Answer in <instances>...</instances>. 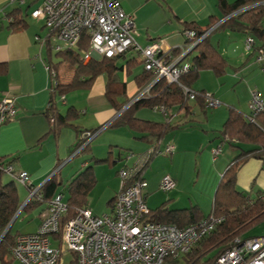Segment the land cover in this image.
Listing matches in <instances>:
<instances>
[{"label":"crops","instance_id":"1","mask_svg":"<svg viewBox=\"0 0 264 264\" xmlns=\"http://www.w3.org/2000/svg\"><path fill=\"white\" fill-rule=\"evenodd\" d=\"M42 1L39 6H33L39 0H0V17L5 15L8 17L0 21V96L5 94L14 96L18 107L17 116L0 126V185L15 182L19 198L22 199L19 208L21 212L18 215L20 216L23 207L27 204L29 189L16 180L13 174L4 171L5 166H12L14 174L20 171L29 173L32 184L36 186H43L54 175L67 185L66 183L78 176L80 172L92 166L96 173L97 184L89 194L92 196V191L101 182L100 178L106 177L105 181L109 184L101 191H103V197L105 192L108 193L107 206L112 207V212L113 202L121 188L119 172L123 167L137 163L139 157L148 154L156 144L146 133L135 131L128 125L109 127V124L124 112H122L124 108L118 110L106 95V75L98 76L89 88L75 89L85 93H75L72 95L73 99H69L66 94L63 99L59 97V92L52 91L53 79L48 69L47 47L49 44L52 49L54 45L51 42L53 33H42L40 29L47 26L43 20L33 18L31 14L34 9L43 5L44 0ZM118 1L126 13L134 15L137 22L136 39L139 45L146 47L152 42L159 43L162 45L163 52L169 55L176 49L182 51L181 49L188 44L185 37L186 23H194L200 29L215 23L209 29V41L227 59L228 66L221 77L216 76L210 69L201 71L199 79L190 88L195 91L211 92L223 103L218 108H212L213 113L210 117L207 115V110L210 108L197 99H189L192 110L188 117L184 116L185 110L178 109L177 106L170 111L167 110V113L163 112L167 119L172 120V123L184 122L186 118L189 121L170 132L173 133L172 136H165L159 146L166 147L167 143L174 146L171 164L175 168L173 171L162 169L160 166L162 159L153 161L155 158L153 156L142 172V177L148 181L144 194L151 211L162 205L175 210L196 205L202 213L210 216L215 205L214 191L217 192L220 183L226 179L225 174L239 153L235 150L238 146L245 149L250 147L240 143H236V146L229 143L222 145L220 131L229 118L231 108L245 114L251 113L252 91H259L264 99V70L254 63L252 57L257 52L256 47L262 46V42L255 39L257 43L256 49L252 51L253 54L242 50L243 41L246 43V38L251 35L245 31L224 29L219 26L226 19L220 0ZM225 1L228 4L226 9L229 11L238 0ZM29 12L33 22L29 21L27 16ZM15 15L23 17L27 24L26 28L19 29L11 26ZM38 36L47 38L46 44L37 41ZM261 48L264 50V46ZM54 51L52 49V52ZM197 52V50L188 52L182 61L192 63ZM182 61L180 64L183 63ZM258 61L260 64L264 63V60L258 59ZM119 65L123 66L120 79L127 83L126 92L129 99H132L139 91L136 76L146 72L144 58L138 51L129 50L119 60ZM208 71L211 73L209 72L208 75L205 73L203 77H206L207 81H203L201 76ZM71 80H67V83ZM240 92L243 95H240ZM79 94L84 98L81 99ZM69 102H71L70 106L61 109L60 104H69ZM224 103H228L226 107H223ZM70 108L73 110L69 112ZM196 109L204 113L205 122L197 121L199 113ZM81 113L87 115L83 120L80 118ZM68 114L70 116L66 120L63 119ZM88 115L94 117L95 123H87ZM135 116L144 119L137 113ZM78 118L80 123L77 121ZM96 126L101 127L97 129ZM102 128L107 129V132L98 137L94 143L98 151L93 150L91 141L86 151L78 152L80 147H77V143L82 136L79 131L89 132L96 129L100 131ZM225 145H229L231 151L226 150ZM219 146L222 147L223 153L216 155L213 150ZM91 151H94V155L90 159H77L80 154ZM194 155H196V162L199 160L200 164L198 166L195 163V168L191 170ZM182 160L185 161L182 162ZM245 162L238 169L235 187L251 195L247 190L250 189L251 180L255 182L253 189L257 187V181L264 171V160L251 156ZM56 170L58 172L54 174ZM167 174L176 180L177 186L172 191L164 192L160 185ZM5 176L8 177L7 180ZM193 184L201 188L199 194L188 189ZM260 184L259 187L263 188L264 175ZM65 185L62 186L64 189L60 188L59 191H66ZM25 192L27 199L23 201L22 194ZM256 194L264 200V193L260 188ZM90 196L88 205L85 207L100 215L89 206ZM34 211L39 219L41 217L39 210Z\"/></svg>","mask_w":264,"mask_h":264},{"label":"built area","instance_id":"2","mask_svg":"<svg viewBox=\"0 0 264 264\" xmlns=\"http://www.w3.org/2000/svg\"><path fill=\"white\" fill-rule=\"evenodd\" d=\"M15 1V0H10ZM250 8L242 7L235 14ZM33 18L41 19L58 38L60 43L52 45L57 52L75 47L84 36L90 35V50L85 54V62L119 56L129 50H136L144 58V69L153 72V82L138 92L131 103L150 97L151 87L163 78L169 83L180 82L184 72L192 66L182 61L195 46L208 35L196 30L186 29L188 44L178 56L172 57L162 50L159 43H150L146 47L139 45L136 36L137 22L134 15L126 13L118 0H44L41 7L31 13ZM8 19L6 15L0 17ZM46 44L47 38L36 37ZM246 47L254 51L256 40L246 38ZM259 60H264V50ZM181 61L183 62L182 64ZM52 74L53 88L59 87V73L48 64ZM190 100L204 95L208 108H218L220 102L211 92L200 93L182 85ZM64 99V95L60 96ZM156 110L167 113L161 105ZM264 111V99L259 91H253L251 97V120L254 121ZM18 114L15 97L8 94L0 96V126L13 120ZM99 130L85 132V141L78 152L88 146ZM174 146L163 149L153 147L148 154L139 157L134 166L123 167L119 172L121 188L113 202V211L99 216L88 207H82L78 213L65 219L68 204L62 192H56L41 214L39 230L33 234H20L12 246L13 259L20 264H177L181 258L193 251V247L213 232L225 220L224 216L210 215L187 227L154 222L150 219L151 209L144 194L148 182L142 172L153 156L163 152L173 153ZM216 155L222 154V147L215 148ZM77 152V153H78ZM4 171L13 174L16 180L29 189V199H40L42 186L32 184L31 175L25 171L14 174L12 166ZM57 173L58 170L54 171ZM161 190L172 191L177 182L165 175ZM2 240H0L1 242ZM213 264H264V236L250 238L236 237L230 248L222 252Z\"/></svg>","mask_w":264,"mask_h":264},{"label":"trees","instance_id":"3","mask_svg":"<svg viewBox=\"0 0 264 264\" xmlns=\"http://www.w3.org/2000/svg\"><path fill=\"white\" fill-rule=\"evenodd\" d=\"M263 2L264 0H238L228 11L226 9L228 5L226 1L220 0L226 19L222 21L219 26L224 29L245 31L254 39L260 40L262 46H264ZM245 6H250V8L235 14L236 11ZM214 24L200 29L194 23H186L185 28L196 30L203 34ZM11 26L22 29L26 28L27 24L22 16L15 15V19ZM83 35L81 41L75 47L61 50L56 53L59 58L58 62L53 61V52L48 44V63L52 68L59 71L64 64H68L75 68V74L71 82H59V87H52V91L55 93L59 92L60 96L64 95L65 97V94L75 89H86L91 87L98 76L106 75V95L118 110H122L139 91L148 87V85L153 82L155 77L153 72L146 70L143 74L136 76L139 91L136 92V95L132 99H129L126 92L127 83L122 82L120 79L123 66L119 65V60L125 53L115 57L85 62V54L91 48V38L87 32H84ZM262 46H257L256 48H261ZM195 50L198 52L191 63L192 68L188 72H184L180 77L179 83H169L163 78L159 79V81L151 87L150 97L136 101L130 105L129 108L125 109L123 113L109 124V127L128 125L135 131L146 133L155 141V147H158L168 133L188 123L189 121H187V118L184 122L172 123V120L170 121V119H167L165 122L159 123L153 120L148 121L141 119L135 115L143 105H148L151 108L163 105L168 111L177 106L178 109L185 110L184 116L188 117L187 115L190 114L192 105L189 103V98L184 93L182 85L191 87V85L199 79L201 71L208 69L212 70L216 76L221 77L228 66L227 59L214 47L211 41H209L208 35L195 46L193 51ZM179 52L180 49H176L171 53V56L176 57ZM165 54L169 55L168 53ZM188 57L189 55L187 58ZM198 91L200 93H206V91ZM197 100L204 104V106L207 103L203 94L199 95ZM72 110L73 109L70 108L69 112ZM229 113V118L220 131L222 145H224V143H229L236 146V143H240L250 147L245 149L238 146L240 152L232 161L233 163L225 174L227 175L226 179L220 183L219 189L215 194V205L211 215L224 216L225 220L215 231L205 235V238L193 247V251L184 255L181 258V262L178 261L177 264L215 263L218 256L230 248L236 237H241L243 231L257 224L259 221L264 220V200L260 198V196L254 198L235 187L238 169L246 163L245 161H247L249 157L254 156L264 160V111L260 112L254 121L251 120L253 117L252 113L245 114L233 108L230 109ZM69 116L70 114L63 119L66 120ZM89 131L95 132L97 129ZM79 132L82 133V136L77 143V147H80L85 141L83 135L86 131L81 130ZM88 148L89 146L85 147L83 151H86ZM96 181V173L92 166L80 172L79 175L69 181L67 185L62 183L57 175H54L40 188V199H31L23 207L22 211L26 210L32 213L35 209H38L41 215L55 193L59 191L61 186L65 185L66 191H63L68 195L67 204L69 208L65 219H69L75 216L82 207L88 205L89 193L97 184ZM63 191L59 192L64 194ZM21 204L22 199L19 198L18 189L14 181L6 183V185L3 186L0 185V235L3 234L10 225L12 219L18 214ZM207 216L208 215L202 213L200 208L196 205L191 206V208H179L177 210L169 209L166 205H162L151 211L150 219L154 222L187 227L203 220ZM12 227L0 242L1 264H12V260L9 261L6 257L11 255L12 246L15 243L16 237L19 235V233H12Z\"/></svg>","mask_w":264,"mask_h":264},{"label":"rangeland","instance_id":"4","mask_svg":"<svg viewBox=\"0 0 264 264\" xmlns=\"http://www.w3.org/2000/svg\"><path fill=\"white\" fill-rule=\"evenodd\" d=\"M42 2H43L42 0H39V2L34 3L33 6H37V5L39 6ZM33 6H32V8H33ZM32 8L29 10L30 12H31ZM30 12L28 13L29 15H27L29 17V21H31ZM31 22H33V21H31ZM40 31L42 33L47 34V33H50V28L49 27L43 28L42 30L40 29ZM51 42L53 44L60 43L58 41V38L55 35L52 36ZM243 43H244V46H243V49L242 50H245V52H247V53L253 54L251 50H248L247 49L245 41H243ZM44 50H45V52H47L46 47H44ZM258 54H260V51L257 50V52L254 55H252L253 61H254L255 64L256 63L258 64V66L260 67V69L263 68V70H264V66H263L264 63H261V64L259 63V61H258ZM53 60L56 61V62L59 61V58L56 55V51L53 52ZM74 70H75V68L72 67V66H70V65H68V64L62 66L61 70H59V73H60V75H59V82H61V83H67V80H71V78L74 75V73H73ZM209 72L210 71L204 72L201 77H203L205 73H207V75H208ZM263 73H264V71H263ZM202 79H203V81H207V78L206 77H203ZM203 81H201V83H203ZM75 93H85V91L75 90L74 92H70V93L66 94V96L69 99H73L72 95L75 94ZM252 93H253V91H252ZM240 95H243V93L240 92ZM59 97H60V95H59ZM79 97L81 99L84 98V97L81 96V94H79ZM70 104H71V102H69V104H60L61 105V109L70 106ZM226 104H228V103H224L223 104V107H226ZM196 110L199 113V116L197 118V121H199L201 123L202 122H205L206 116L204 115V113L200 109H196ZM212 113H213V109L212 108H210L209 110H207V115L209 117L211 116ZM137 114L140 117H142L144 119H147V120L152 119V120H155V121L162 122L163 120L167 119V117L165 116V114L163 113V111L156 110L154 108H151L150 106L149 107L148 106H142L138 110ZM86 116L87 115H85L84 113H81L80 118H82V120H83ZM77 121L80 123L79 118H78ZM86 121H87V123H95L94 117L92 115H88V118H87ZM101 126H96L95 128L98 129V127H101ZM99 132H101V133H99ZM99 132H98L97 135H95L94 139L92 140V144L91 145L93 146V150L94 151H98V147L95 148V146H94V143H96V139L98 137H100L103 133L107 132V129H105V128L103 129L102 128ZM172 135H173V133H169L166 136H172ZM163 145H165V144L163 143ZM168 145H171V144L167 143V146ZM164 147L165 146H162L161 148L163 149ZM225 147H226V150H228V151L230 150L231 151V147L229 145H225ZM94 151H91L90 153L89 152L82 153V154H80L78 156L77 159H79V160H82L84 158L90 159L91 156L94 155L93 154ZM235 151L240 152V150H238V149L235 150ZM171 157H172V153L163 152L161 154H157L155 156V158L153 159V161H155L157 159H162V163L160 165L161 168L162 169H165V170L173 171L175 167L171 164ZM137 160L138 159H136V161ZM190 160H191V157H190ZM183 161H185V160H182V162ZM195 163H197L198 166L200 164L199 163V160L196 162V155H194L193 161L191 162V164H192L191 170H193L195 168V165H196ZM135 164L131 165V167L134 166ZM189 170H190V167H189ZM189 170H188V172H189ZM99 175L101 177V174H99ZM263 175H264V171L262 172L261 177L257 181V187H255L254 189H253V186H254V183L255 182H254V180H251L250 185H249L250 186V189L247 190V192H249L251 194L250 196L256 198L258 196L256 194V192L259 190V188L262 190V193H264V186H263V188L259 187L261 185L260 183L263 180ZM5 178L7 180L8 177L5 176ZM105 180H106V177H103V178L101 177L100 178V181L101 182H99V184L92 191V194L93 195L90 196V199H89V206H91V208L94 209L96 213L99 212V214H100L99 216H104L105 214H109L111 212V208H112V207L107 206L108 193L105 192L104 193V197H103V194H102L103 191H101L102 188L106 187L109 184V182L107 183V181H105ZM64 182H66V181H64ZM18 184H20V183H18ZM60 188H63V187L61 186ZM188 189H190V191H192V192H196V194H199L200 191H201V188H198L197 186H195V184L191 185L190 188H188ZM215 192H216V190L214 191V195H215ZM202 193H203V191H202ZM202 193H201V195H202ZM64 196H65V194H64ZM67 196H65V200H67L66 199ZM26 197L27 196H26V192H25L24 194H22L23 201H25L27 199ZM92 212H94V211L92 210ZM40 220H41V217H39V219H38L37 213L35 211H33L32 213H30V212H28L26 210H23L22 213L20 214V216H18V218L14 221V225L12 227V233H14V234H17V233H19V234H21V233L22 234H29V233L37 232L39 230V227H40V224H41V221ZM241 236L242 237L264 236V220L259 221L257 224H254L252 227H250V228L246 229L245 231H243L242 234H241ZM6 259L9 260V261L12 260V264H20L18 261H16L15 259H13L11 255L10 256H7ZM0 264H1V262H0Z\"/></svg>","mask_w":264,"mask_h":264},{"label":"water","instance_id":"5","mask_svg":"<svg viewBox=\"0 0 264 264\" xmlns=\"http://www.w3.org/2000/svg\"><path fill=\"white\" fill-rule=\"evenodd\" d=\"M129 107V105L125 106L124 109L122 110V112L127 108ZM21 210H19L18 214L15 215V217L12 219V221L10 222V225L8 226V228L3 232V234L1 235L0 237V240H2L5 236H6V233L8 232V230L13 226V222L15 221V219L17 218V216L19 215Z\"/></svg>","mask_w":264,"mask_h":264},{"label":"clouds","instance_id":"6","mask_svg":"<svg viewBox=\"0 0 264 264\" xmlns=\"http://www.w3.org/2000/svg\"><path fill=\"white\" fill-rule=\"evenodd\" d=\"M208 31H209V30H208ZM99 60H100V59H99ZM88 62H89V61H88ZM59 75H60V73H59ZM151 83H152V82H151ZM133 99H134V98H133ZM133 99H132V100H133ZM132 100L128 103L129 107H130V105L133 104V103H131ZM129 107H128V108H129ZM90 142H91V141H90ZM90 142H89V143H90ZM80 147H81V146H80ZM86 147H87V146H86ZM83 149H84V148H83ZM83 149H82V150H83ZM80 151H81V150H80ZM19 210H20V209H19ZM20 212H21V211H20ZM241 237H242V236H241ZM244 238H250V237H244Z\"/></svg>","mask_w":264,"mask_h":264}]
</instances>
